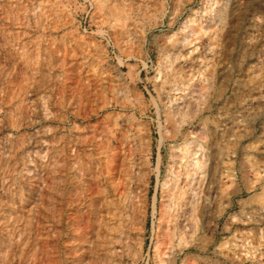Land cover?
<instances>
[{"label": "rangeland", "instance_id": "374dc122", "mask_svg": "<svg viewBox=\"0 0 264 264\" xmlns=\"http://www.w3.org/2000/svg\"><path fill=\"white\" fill-rule=\"evenodd\" d=\"M0 264H264V0H0Z\"/></svg>", "mask_w": 264, "mask_h": 264}, {"label": "bare ground", "instance_id": "6f19581e", "mask_svg": "<svg viewBox=\"0 0 264 264\" xmlns=\"http://www.w3.org/2000/svg\"><path fill=\"white\" fill-rule=\"evenodd\" d=\"M224 14V7L222 6V8L220 9V11L218 12V17L221 19L223 17ZM199 162V161H198ZM196 178V177H195ZM193 179V178H192ZM191 179V180H192ZM195 183V182H194ZM196 184V183H195Z\"/></svg>", "mask_w": 264, "mask_h": 264}]
</instances>
